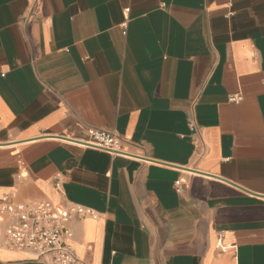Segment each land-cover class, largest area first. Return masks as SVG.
I'll list each match as a JSON object with an SVG mask.
<instances>
[{"label":"crops","instance_id":"crops-1","mask_svg":"<svg viewBox=\"0 0 264 264\" xmlns=\"http://www.w3.org/2000/svg\"><path fill=\"white\" fill-rule=\"evenodd\" d=\"M6 196L94 210L86 264H264V0H0Z\"/></svg>","mask_w":264,"mask_h":264},{"label":"built area","instance_id":"built-area-1","mask_svg":"<svg viewBox=\"0 0 264 264\" xmlns=\"http://www.w3.org/2000/svg\"><path fill=\"white\" fill-rule=\"evenodd\" d=\"M241 100V94L229 95L230 102L240 103ZM190 126L193 128V124ZM90 136V140L85 143L88 146L111 154L131 156L121 148L117 135L112 131L91 128ZM55 187L63 193L60 179L56 180ZM178 190L181 192L182 188L179 187ZM87 216L97 218L98 214L72 202H18L12 196H6L0 203V220H9L2 243L7 248L30 252L35 257L46 260L47 264H86L75 255L71 244L74 231L70 222L74 218ZM221 250H226L222 244Z\"/></svg>","mask_w":264,"mask_h":264}]
</instances>
